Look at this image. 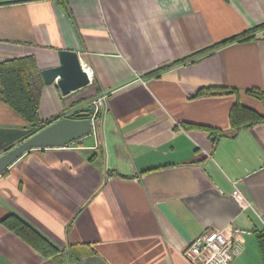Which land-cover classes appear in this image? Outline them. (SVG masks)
I'll use <instances>...</instances> for the list:
<instances>
[{
    "label": "crops",
    "instance_id": "crops-1",
    "mask_svg": "<svg viewBox=\"0 0 264 264\" xmlns=\"http://www.w3.org/2000/svg\"><path fill=\"white\" fill-rule=\"evenodd\" d=\"M262 23L264 0L1 5L0 63L33 56L45 70L70 50L93 72L67 97L45 86L41 119L92 113L95 124L0 176V264H192L183 252L208 229L234 231L233 264H264V122L231 124L237 103L264 117V30L149 75ZM19 118L0 103V128L25 129ZM207 129L225 136L213 146ZM10 214L61 252L44 258L2 224ZM82 244L95 254L76 262L69 250Z\"/></svg>",
    "mask_w": 264,
    "mask_h": 264
},
{
    "label": "trees",
    "instance_id": "trees-1",
    "mask_svg": "<svg viewBox=\"0 0 264 264\" xmlns=\"http://www.w3.org/2000/svg\"><path fill=\"white\" fill-rule=\"evenodd\" d=\"M23 0H0V6L21 2ZM264 30V23L258 25L242 34L233 36L222 42L213 44L212 46L203 49L199 52L193 53L183 59L177 60L171 64L161 67L149 75L156 76L165 72L171 68L181 66L187 63H193L199 58L213 54L216 50L225 47L227 45L245 41L255 38L257 33ZM42 70L39 67L37 59L35 57H26L21 59H15L0 63V103L7 106L14 114L23 119L26 123L25 129L29 130L30 137L41 130L45 129L49 125L53 124L57 120L61 119V116L55 117L48 121H43L40 116L42 93L45 87ZM215 90H201L195 97L215 94ZM227 94L233 93V91H223ZM248 94L263 101L262 93L249 90ZM89 112V111H88ZM92 114V113H87ZM75 116V115H74ZM76 115L74 118H78ZM83 117V116H82ZM73 118V117H72ZM264 122L262 117L257 112L242 107L237 103L232 110L231 124L234 129L248 128L256 124ZM191 127H186L189 129ZM211 135V141L213 146H216L219 141L225 136L221 131L207 129ZM2 224L13 234L19 237L28 246L36 250L44 258L56 257L61 251L47 241L39 232L27 224L23 219L17 215L10 214L3 219ZM258 242L261 249V254L264 262V237L258 236ZM70 255L76 262L82 258L95 254V251L91 245L73 246L69 250Z\"/></svg>",
    "mask_w": 264,
    "mask_h": 264
},
{
    "label": "water",
    "instance_id": "water-1",
    "mask_svg": "<svg viewBox=\"0 0 264 264\" xmlns=\"http://www.w3.org/2000/svg\"><path fill=\"white\" fill-rule=\"evenodd\" d=\"M58 57V66L41 72L45 86L55 85L61 95L67 97L91 85V75L84 69L78 52L61 50ZM77 117H63L30 137H27L30 132L27 129L0 128V152L5 151L0 156V176L33 150L65 148L91 135L94 118L90 114ZM16 143L19 144L15 146Z\"/></svg>",
    "mask_w": 264,
    "mask_h": 264
},
{
    "label": "built area",
    "instance_id": "built-area-1",
    "mask_svg": "<svg viewBox=\"0 0 264 264\" xmlns=\"http://www.w3.org/2000/svg\"><path fill=\"white\" fill-rule=\"evenodd\" d=\"M83 67L90 73L92 84L93 72L84 64ZM100 104L101 99L92 102L95 110ZM262 235L264 237V231ZM235 253L233 230L208 229L185 249L183 255L192 264H233Z\"/></svg>",
    "mask_w": 264,
    "mask_h": 264
},
{
    "label": "rangeland",
    "instance_id": "rangeland-1",
    "mask_svg": "<svg viewBox=\"0 0 264 264\" xmlns=\"http://www.w3.org/2000/svg\"><path fill=\"white\" fill-rule=\"evenodd\" d=\"M87 88V87H86ZM86 88H84V89H86ZM88 90H84L83 92L84 93H86ZM79 95H81V94H79ZM19 121H20V123L22 124V125H26V123L21 119V118H19ZM234 262V261H233Z\"/></svg>",
    "mask_w": 264,
    "mask_h": 264
},
{
    "label": "flooded vegetation",
    "instance_id": "flooded-vegetation-1",
    "mask_svg": "<svg viewBox=\"0 0 264 264\" xmlns=\"http://www.w3.org/2000/svg\"><path fill=\"white\" fill-rule=\"evenodd\" d=\"M18 144L19 143H16L15 146L18 145ZM4 153H5V151L0 152V156L3 155Z\"/></svg>",
    "mask_w": 264,
    "mask_h": 264
}]
</instances>
